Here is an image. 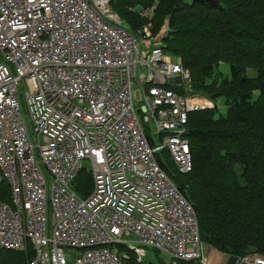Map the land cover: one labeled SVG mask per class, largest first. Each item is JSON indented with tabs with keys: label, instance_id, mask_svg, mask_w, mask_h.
Segmentation results:
<instances>
[{
	"label": "built area",
	"instance_id": "1",
	"mask_svg": "<svg viewBox=\"0 0 264 264\" xmlns=\"http://www.w3.org/2000/svg\"><path fill=\"white\" fill-rule=\"evenodd\" d=\"M151 1L131 8L146 18L132 35L109 0H0V183L9 189L0 253L29 251L26 264H127L121 247L137 262L154 250L168 264H209L193 208L155 155L166 150L178 173L191 172L188 115L214 104L156 42L167 23L151 34L160 0ZM83 168L92 190L82 199L72 184Z\"/></svg>",
	"mask_w": 264,
	"mask_h": 264
},
{
	"label": "trees",
	"instance_id": "2",
	"mask_svg": "<svg viewBox=\"0 0 264 264\" xmlns=\"http://www.w3.org/2000/svg\"><path fill=\"white\" fill-rule=\"evenodd\" d=\"M211 1L160 0L153 11L151 34L157 35L167 23L163 52L179 58L189 71L192 92L214 103L212 109L188 115L185 138L191 172L178 173L166 150L155 157L193 208L203 244L235 259L251 253L264 257V0ZM109 3L132 35L146 18L131 8L152 4L151 0ZM223 63L229 66L227 77L219 70ZM247 69H253L256 77H248ZM219 100L224 113L216 105ZM72 189L82 199L89 195L88 169L79 172ZM8 195V185L2 181L1 201L8 203ZM11 253L20 252L1 251L0 262L26 264L31 258L28 252ZM128 253L127 264H153L137 262Z\"/></svg>",
	"mask_w": 264,
	"mask_h": 264
},
{
	"label": "rangeland",
	"instance_id": "3",
	"mask_svg": "<svg viewBox=\"0 0 264 264\" xmlns=\"http://www.w3.org/2000/svg\"><path fill=\"white\" fill-rule=\"evenodd\" d=\"M152 2V1H151ZM151 7V6H150ZM148 7V8H150ZM147 8V9H148ZM153 15V13H152ZM138 16V15H137ZM140 17V16H138ZM141 18V17H140ZM152 19V18H151ZM166 33H167V30H166ZM153 38V36H151ZM163 39V36L162 37H157L156 38V42H160L161 40ZM219 70L221 71V73L227 77L229 75V66L228 64L226 63H223L220 65L219 67ZM246 75L250 78H254L256 77V72L253 70V69H247L246 71ZM190 83H191V75H190ZM191 86V84H190ZM202 95V94H201ZM255 96L257 95V93L255 92L254 94ZM202 98L206 99V100H211L210 98L206 97L205 95H202ZM18 102H19V107H20V110L23 114V116L28 120V117H27V112H26V108H25V104H24V99H23V95H22V89H20V92H19V95H18ZM213 102V101H212ZM214 104V103H213ZM216 105L218 106L219 110L221 113H224L225 112V108L222 104V101L219 100L216 102ZM27 127L28 129L31 131V126H30V123L29 121L27 122ZM32 135V134H31ZM33 137V136H32ZM36 152V156L38 157V152ZM87 163H85V167H87ZM79 174V173H78ZM77 177V176H76ZM46 178L48 179V176L46 175ZM8 185V184H7ZM9 196V195H8ZM9 198V197H8ZM6 197V201L9 202V199ZM197 220V219H196ZM198 225V224H197ZM121 248V247H120ZM125 249V248H124ZM157 253H154L152 250H149V252H147V255L142 259V261L144 263H153V264H158L159 262L163 263V264H168L169 262V258L167 255H165L164 253H161V252H158L156 251ZM29 254H31L29 251H28ZM13 256H17V255H20V253H11ZM122 255H126V256H130V254L128 253V251L125 249V251H122L121 252Z\"/></svg>",
	"mask_w": 264,
	"mask_h": 264
},
{
	"label": "crops",
	"instance_id": "4",
	"mask_svg": "<svg viewBox=\"0 0 264 264\" xmlns=\"http://www.w3.org/2000/svg\"><path fill=\"white\" fill-rule=\"evenodd\" d=\"M203 254L207 257L209 264H236V259L219 253L210 246L204 244Z\"/></svg>",
	"mask_w": 264,
	"mask_h": 264
},
{
	"label": "water",
	"instance_id": "5",
	"mask_svg": "<svg viewBox=\"0 0 264 264\" xmlns=\"http://www.w3.org/2000/svg\"><path fill=\"white\" fill-rule=\"evenodd\" d=\"M192 1L200 3V4H203V3L212 4L213 3L211 0H192Z\"/></svg>",
	"mask_w": 264,
	"mask_h": 264
},
{
	"label": "bare ground",
	"instance_id": "6",
	"mask_svg": "<svg viewBox=\"0 0 264 264\" xmlns=\"http://www.w3.org/2000/svg\"><path fill=\"white\" fill-rule=\"evenodd\" d=\"M0 264H3V263L0 262Z\"/></svg>",
	"mask_w": 264,
	"mask_h": 264
}]
</instances>
